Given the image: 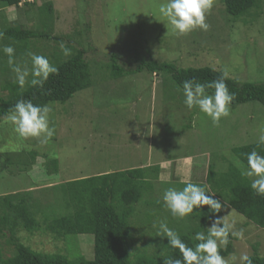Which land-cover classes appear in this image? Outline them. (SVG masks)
Segmentation results:
<instances>
[{"label": "rangeland", "instance_id": "rangeland-1", "mask_svg": "<svg viewBox=\"0 0 264 264\" xmlns=\"http://www.w3.org/2000/svg\"><path fill=\"white\" fill-rule=\"evenodd\" d=\"M35 1L36 5L29 9L25 4L19 10L6 8L8 23L44 30L42 22L50 20L52 3L57 16L55 33L65 35V46L71 43L85 49L94 85L79 91L67 103L49 105L55 135L47 143L21 138L10 120H0V197L19 192L42 209L34 208L40 228L33 233L21 228L17 238L40 253H62L71 260L79 255L92 259L93 234L70 235L67 240L46 228V215L66 212L59 185L119 170L142 179V168L154 165L160 167V178L154 180L157 177L153 174V182H144L147 187L154 186L152 194L147 193L148 197L137 205L132 223L138 231L143 228L147 238L157 235L160 222L175 232L181 231L184 225L191 224V218L172 217L164 206V191L169 187L182 189L187 182L205 185L210 165L217 171L228 169L230 162L236 165L240 159L233 147L257 143L264 132V105L251 101L236 108L230 106V115L217 126L198 108L189 110L184 105L183 89L170 75L144 71L113 79L107 65L116 56L126 69H136L143 59L172 62L181 68L211 66L240 81L264 83V0L250 15L238 20L225 11L223 0H215L206 16L209 30L197 29L185 36L175 35L160 16L159 7L167 0ZM41 6L44 8L40 12ZM60 45L46 39L33 40L30 53L48 55L51 61L55 51L62 53ZM24 59L16 57L15 61L31 68L30 56ZM11 74L15 77L14 72ZM2 75L0 97L6 99L21 89H14L15 79L11 85L8 75ZM32 150L39 156L29 166L15 155ZM11 156L13 163H9ZM54 158L59 159L61 170L51 174L48 163ZM215 198L218 199L216 195ZM148 199L154 204L148 205ZM193 213L206 233L214 221L204 209ZM219 216H226L229 222L234 220V230L244 232L243 240L230 235L231 244L222 249L229 262L231 256L239 257L241 253L264 255L263 227L248 222L228 205ZM7 237H0L5 256L15 252ZM166 239L161 237L159 241ZM141 245L138 240L136 246Z\"/></svg>", "mask_w": 264, "mask_h": 264}, {"label": "trees", "instance_id": "trees-1", "mask_svg": "<svg viewBox=\"0 0 264 264\" xmlns=\"http://www.w3.org/2000/svg\"><path fill=\"white\" fill-rule=\"evenodd\" d=\"M22 1L0 0V19L3 25L0 27V69L2 68L0 75L7 74L8 83L16 77L12 76L11 72L13 71L8 64V56L2 51L4 46L10 45L15 48L14 61L16 57H20L24 61L25 56L30 53L33 40L46 39L63 43L65 37V35L55 33L57 16L52 3L50 20L46 19L45 22H42L44 30L23 28L20 24L10 25L5 15V9L12 6L22 9L20 6ZM223 2L225 11L233 20L250 15L253 8L260 6V0H223ZM25 5L29 9L36 5V1H26ZM43 8L44 6H41L39 11L41 12ZM66 47L73 51V54L65 59L61 52L53 53L50 62L59 69V72L52 75L42 89L26 85L20 90L17 84L10 83L14 85V89L16 87L20 91H16L6 99L0 97V120L10 115L12 108L20 99L31 100L38 105L67 103L76 93L94 85L91 63L85 56V49H79L71 43H67ZM46 57L48 58V55ZM15 63L18 65L17 61ZM107 67L113 79L124 78L144 71L152 74L165 73L170 75L181 89H183L185 80L195 79L200 83H206L220 78L224 73V71L211 66L181 68L172 62L144 59L136 69H126L118 63L116 56L111 57ZM225 82L229 91L235 94L231 104L233 108L251 101H259L264 105V83L240 81L229 75ZM206 91L213 94L215 90L206 89ZM52 121H54L53 117ZM253 150L264 156V145L252 143L233 147V153L245 167L247 166V154ZM15 155L23 165L29 166L36 162L39 153L32 150L19 152ZM14 161L12 156L9 157V163ZM60 170L59 159H51L48 163L49 173L56 174ZM142 171V179L131 176L128 171L119 170L80 177L59 185L62 187V190L59 188L62 198L66 202V212L49 217L46 215L44 219L47 223L46 228L67 240L70 235L93 234L95 243L92 259L79 255L71 260L62 253H40L20 242L17 238L18 230L24 228L33 233L40 228L36 217L37 210L34 208L37 206L38 210L42 211L39 209L41 205L38 206L39 204L35 200L33 203L31 198L28 199L19 192L1 196L0 237L8 236L7 242L13 244L15 252L5 256L0 247V264H163V260L169 257L182 260V254L178 249H173L167 239L160 242L161 237L157 235H150L147 238L144 229L141 228L138 231L137 225L132 223V218L138 210L137 205L146 196L148 197L147 193L152 194L151 187H147L144 179L153 177V174L157 177L159 167L148 166L142 168ZM206 181L205 185L215 193L222 204L226 202V206L228 205L244 215L248 222L264 228V197L255 194L250 187V180L241 175V169L235 163L230 162L228 169L219 171L210 165ZM147 203L152 205L154 201L149 200ZM203 209L214 221L216 215L208 211V206H203ZM190 218L191 224L184 225L180 229L181 231L176 233L189 247H194L196 243H199L193 239L195 233L204 230L197 222L194 213L190 215ZM138 240H141L143 245L136 246ZM221 255L226 257L227 252L221 250ZM250 257L253 264H264V255L256 254L250 255Z\"/></svg>", "mask_w": 264, "mask_h": 264}, {"label": "clouds", "instance_id": "clouds-1", "mask_svg": "<svg viewBox=\"0 0 264 264\" xmlns=\"http://www.w3.org/2000/svg\"><path fill=\"white\" fill-rule=\"evenodd\" d=\"M26 1L20 3L22 7ZM215 0H167L159 7V14L166 21V26L177 36H185L197 29L207 31L210 25L206 16L211 13ZM60 49L64 56H69L71 51L63 43ZM2 51L8 56V64L15 73V81L20 89L26 85L43 88L49 78L58 74L59 69L44 55L29 53L31 68L27 65L21 67L14 61L15 49L8 45ZM31 77V79H29ZM228 72L225 71L220 78L206 83L195 79L185 80L183 83L184 105L189 109L198 108L208 116L213 124L219 125L222 118L230 115V106L235 98L226 84ZM206 89H214L209 94ZM49 105L34 104L31 100L20 99L16 102L10 115L6 118L14 125V131L24 139L36 138L40 143H47L55 135V128L50 126ZM258 145H264V132L258 137ZM236 165L241 169V175L250 180V187L257 196L264 197V156L253 150L247 154V166L240 160ZM183 183V181H182ZM164 206L172 217L185 219L195 211H203V206H208V211L216 218L208 227L207 232H196L193 239L198 241L194 247H189L167 223L160 222L157 235L167 237L169 245L178 249L183 259L166 258L163 264H229V259L221 255V250L226 249L232 237L243 240V230H234L235 221L229 222L226 216H219L226 202L221 203L215 198L207 185L187 182L182 189L169 187L163 193ZM155 228L156 225L154 224ZM232 264H253L252 258L247 253L239 257L231 256Z\"/></svg>", "mask_w": 264, "mask_h": 264}, {"label": "crops", "instance_id": "crops-1", "mask_svg": "<svg viewBox=\"0 0 264 264\" xmlns=\"http://www.w3.org/2000/svg\"><path fill=\"white\" fill-rule=\"evenodd\" d=\"M12 7H15V6H12ZM12 7H7V9H11ZM17 10H19V8H17V7H15ZM6 9V10H7ZM6 14V13H5ZM7 15V14H6ZM7 17V16H6ZM7 19H8V17H7ZM9 21V20H8ZM155 166V165H154ZM158 166V165H157ZM159 167V166H158ZM145 168V167H144ZM159 171H160V167H159ZM160 177H158L157 179H154V178H152V177H150V178H145L144 180L145 181H147V180H151L150 182H153L154 180H158ZM154 179V180H153ZM153 185V183H151V186ZM152 187H154V186H152ZM151 187V188H152Z\"/></svg>", "mask_w": 264, "mask_h": 264}]
</instances>
